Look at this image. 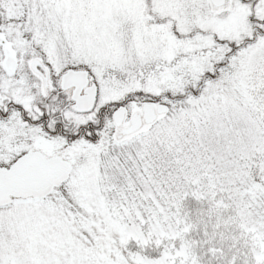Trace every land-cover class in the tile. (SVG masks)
<instances>
[{
	"label": "snow or ice",
	"instance_id": "snow-or-ice-1",
	"mask_svg": "<svg viewBox=\"0 0 264 264\" xmlns=\"http://www.w3.org/2000/svg\"><path fill=\"white\" fill-rule=\"evenodd\" d=\"M0 264H264V0H0Z\"/></svg>",
	"mask_w": 264,
	"mask_h": 264
}]
</instances>
